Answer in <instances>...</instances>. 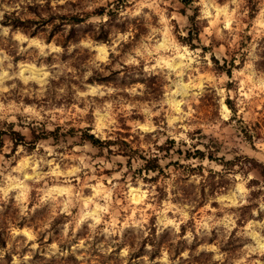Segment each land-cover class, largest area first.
<instances>
[{"label":"rangeland","instance_id":"rangeland-1","mask_svg":"<svg viewBox=\"0 0 264 264\" xmlns=\"http://www.w3.org/2000/svg\"><path fill=\"white\" fill-rule=\"evenodd\" d=\"M24 1L0 0V17ZM256 5L249 17L245 0H130L123 30L66 49L0 24V264H264V0ZM194 9L203 50L178 40L182 10ZM243 32L227 76L213 59L236 56ZM77 56L79 69L69 63ZM93 70L115 72L87 82ZM9 126L24 141H11ZM55 126L56 138L35 136ZM83 127L143 154L165 137L203 148L199 138L231 161L172 154L163 170L138 171L142 158L127 166L116 143L80 139Z\"/></svg>","mask_w":264,"mask_h":264},{"label":"trees","instance_id":"trees-1","mask_svg":"<svg viewBox=\"0 0 264 264\" xmlns=\"http://www.w3.org/2000/svg\"><path fill=\"white\" fill-rule=\"evenodd\" d=\"M51 0H28L24 1V4L19 5L18 8H13L11 10H4L0 17V24L3 26H8L11 30H19L24 35L28 37L37 36L42 38L45 42L54 40L63 49H66L69 42H77L80 38L87 37L94 41H107L108 34L111 27L119 28L123 30V24L126 19L119 18L118 15L121 8L125 5L127 1L130 0H106L103 4L96 5L91 9H84L82 2L83 0H63L62 2L50 3ZM183 5H191L192 0H178ZM245 6L247 9V16H253V13L257 10L256 0H245ZM194 7V6H193ZM195 9L192 12L186 14L182 10V14L186 19V23L183 26L184 34L178 36V40L186 44L189 48H205L204 44L199 43L198 31L199 25L196 19ZM91 17H96L95 21L91 20ZM117 18L119 22H117ZM136 26H133L135 29ZM136 33H133L135 36ZM179 35V34H178ZM249 35L246 32L240 34L238 40V46L235 48V53L229 56V58L222 57L221 62L218 63L215 58L213 61L217 67L224 72L227 76H230L231 68L234 66L233 62L235 57L240 60L241 54H243L242 48L246 44ZM193 38L196 42L193 41ZM264 41V37H262ZM123 47L126 46L127 42H121ZM83 51H86L83 49ZM111 56V53H110ZM81 56H77L70 63L76 69H79V65L82 62ZM124 65V64H123ZM258 68L261 64L257 63ZM115 72L109 70L107 74H100L93 70V75H89L86 78L87 82H108L110 81V73ZM155 75H148L145 80V92L152 94L159 85L155 84ZM230 110H234L233 106L230 105L229 100L225 101ZM235 112V111H234ZM233 112V113H234ZM58 128L55 126L51 130L41 129L40 134H35L37 137L45 138L49 135L53 137L56 136V130ZM199 131V130H196ZM11 141L23 140V135L19 133L16 129L9 126L6 130ZM240 136L244 141H250L255 133L251 132L244 126L239 128ZM80 139L87 141L93 146L98 148L102 146L109 147L110 144L116 143L119 147L120 153L125 155V163L127 166H131V157H140L143 159L142 164L138 167V171H152L157 172L163 170L160 160L161 158L170 159L172 154L176 155V158L183 159H193L197 161L196 165H199L204 158L209 160H215L218 163L225 165L231 161L230 159H224L223 154H216L215 151L218 150V146L211 150L208 148V142H202L198 138V142L203 145V148L197 147L196 143L186 144L185 141H175L171 137H165L157 146V149L148 154H143L140 152L139 148L132 147L129 142L122 137L107 138L102 139L95 136L92 132H89L87 127H83L80 132ZM191 139V138H190ZM24 141V140H23ZM212 145H215L213 143ZM110 150V148H108ZM157 150L161 151V154H157ZM170 153V154H169ZM214 153V154H213ZM178 161L177 159L175 160ZM200 170V169H199ZM261 175V182L264 184V172L259 170ZM17 226H21L20 222H17ZM5 225L3 221H0V246H4V237L1 235L3 233V228ZM33 258V257H32ZM51 261V259L49 260ZM48 261V262H49ZM50 264V263H48ZM53 264H79L72 258H62L60 262H55Z\"/></svg>","mask_w":264,"mask_h":264}]
</instances>
